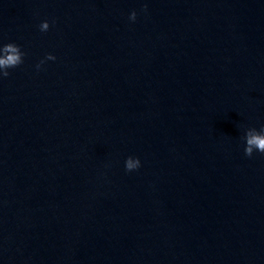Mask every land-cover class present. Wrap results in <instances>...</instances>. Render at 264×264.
Here are the masks:
<instances>
[{
	"label": "water",
	"instance_id": "95a60500",
	"mask_svg": "<svg viewBox=\"0 0 264 264\" xmlns=\"http://www.w3.org/2000/svg\"><path fill=\"white\" fill-rule=\"evenodd\" d=\"M10 41L0 264H264V0H0Z\"/></svg>",
	"mask_w": 264,
	"mask_h": 264
},
{
	"label": "clouds",
	"instance_id": "9594fccd",
	"mask_svg": "<svg viewBox=\"0 0 264 264\" xmlns=\"http://www.w3.org/2000/svg\"><path fill=\"white\" fill-rule=\"evenodd\" d=\"M141 10H144V6H141ZM136 11L128 13V21L133 22L136 19ZM39 32L44 33L49 29V22L42 20L37 25ZM25 52L21 50L20 46L15 42L0 43V79H3L9 75V70L17 68L23 63ZM56 57L51 53H45L42 59H40L34 68L39 71L41 65L45 61H54ZM240 141L242 143V152L245 157H251L253 153H259L264 155V124H260L259 127L246 128L241 136ZM140 167V160L134 156H127L123 161V168L125 172H132Z\"/></svg>",
	"mask_w": 264,
	"mask_h": 264
}]
</instances>
